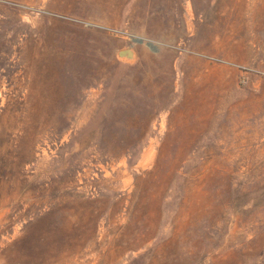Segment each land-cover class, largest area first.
I'll return each instance as SVG.
<instances>
[{"label": "rangeland", "instance_id": "374dc122", "mask_svg": "<svg viewBox=\"0 0 264 264\" xmlns=\"http://www.w3.org/2000/svg\"><path fill=\"white\" fill-rule=\"evenodd\" d=\"M0 264H264V0H0Z\"/></svg>", "mask_w": 264, "mask_h": 264}, {"label": "water", "instance_id": "95a60500", "mask_svg": "<svg viewBox=\"0 0 264 264\" xmlns=\"http://www.w3.org/2000/svg\"><path fill=\"white\" fill-rule=\"evenodd\" d=\"M118 56L119 57H123V58H127V59H131L132 58L131 53L128 52V51H126V52H119L118 53Z\"/></svg>", "mask_w": 264, "mask_h": 264}, {"label": "built area", "instance_id": "2783aa9c", "mask_svg": "<svg viewBox=\"0 0 264 264\" xmlns=\"http://www.w3.org/2000/svg\"><path fill=\"white\" fill-rule=\"evenodd\" d=\"M242 83H244V81Z\"/></svg>", "mask_w": 264, "mask_h": 264}]
</instances>
